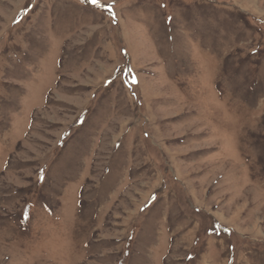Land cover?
Wrapping results in <instances>:
<instances>
[{
	"label": "rangeland",
	"instance_id": "374dc122",
	"mask_svg": "<svg viewBox=\"0 0 264 264\" xmlns=\"http://www.w3.org/2000/svg\"><path fill=\"white\" fill-rule=\"evenodd\" d=\"M0 264H264V0H0Z\"/></svg>",
	"mask_w": 264,
	"mask_h": 264
},
{
	"label": "snow or ice",
	"instance_id": "6c2138e0",
	"mask_svg": "<svg viewBox=\"0 0 264 264\" xmlns=\"http://www.w3.org/2000/svg\"><path fill=\"white\" fill-rule=\"evenodd\" d=\"M92 3L96 4V3H98V0H92Z\"/></svg>",
	"mask_w": 264,
	"mask_h": 264
}]
</instances>
